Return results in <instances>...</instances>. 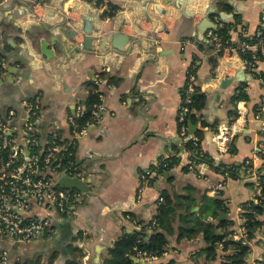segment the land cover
Segmentation results:
<instances>
[{
	"label": "crops",
	"instance_id": "crops-1",
	"mask_svg": "<svg viewBox=\"0 0 264 264\" xmlns=\"http://www.w3.org/2000/svg\"><path fill=\"white\" fill-rule=\"evenodd\" d=\"M221 1L171 0L165 5L162 0H45L33 6L34 0H4L0 4V59L6 67L12 63L17 69L11 75L14 82L6 80V69L0 74L4 79L0 84V117L13 110L15 124L21 125L24 102L35 97L43 106V131L51 136L56 133L63 148L71 150L84 180L92 179L89 192L73 189L79 200L68 214H51L49 234L12 247L13 259L23 264H48L56 254L52 264H65L73 249H78L81 264H103L109 249L124 233L139 231L154 220L158 202L167 194L182 219L174 221L176 233L169 238L166 254L146 263L133 261L223 264L221 255L210 259L204 253L207 244L202 234L178 240L177 233L186 225L189 209L191 213L207 211L208 198L224 200V220L236 222L237 229L240 208L259 195L247 164L264 174V162L258 157L264 150V59H258L255 69L249 70L238 51L242 37H252L259 28L264 29V0H230V12L220 9ZM157 6L166 13L161 14ZM88 8L93 16L104 19V35L121 21L127 23L122 26V32L131 36L127 52L99 55L82 53L73 46L68 33L75 24L81 25ZM218 13L220 18V13L234 14L227 20L221 18L227 22L241 15L243 23L231 30L233 46L225 48L213 66L211 58L217 50L208 34L214 29L200 30L199 26H218ZM32 25L36 29L31 33ZM41 27L43 33L37 35ZM102 32L95 30L94 35ZM41 39L55 50L53 59L41 55ZM99 43L95 41L93 46ZM5 53L12 56L8 61ZM194 64L205 105L201 112L193 111L197 118L189 121L188 131L200 141L201 152L213 159V165L201 162L193 170L187 166L190 156L183 147L178 115L184 104L187 70ZM225 78L233 81L222 87ZM92 82L104 95L106 112L100 123L75 140L70 121L78 105L86 104ZM241 86L246 87V101L234 100ZM225 128L232 134L222 147ZM171 156L181 158L180 163L156 176L142 201L137 202L141 175L155 162ZM221 165L235 169V176L218 173L214 168ZM64 178L59 179L63 187ZM130 213L136 219H130ZM148 232L151 234V229ZM262 236L258 233L251 242L248 264L264 260Z\"/></svg>",
	"mask_w": 264,
	"mask_h": 264
},
{
	"label": "built area",
	"instance_id": "built-area-1",
	"mask_svg": "<svg viewBox=\"0 0 264 264\" xmlns=\"http://www.w3.org/2000/svg\"><path fill=\"white\" fill-rule=\"evenodd\" d=\"M242 30L244 33L246 32L245 28ZM255 37L260 40L259 43L255 45L245 43L241 48L242 51L249 49L253 52L252 59L246 61V68L249 70L255 69L258 61L256 52L259 48H264L263 28L257 30ZM208 38L218 50L221 46L220 38L213 33V30L209 32ZM187 79L184 104L180 108L178 121L182 129V138L185 141L191 140L196 143L198 139L189 134L185 124L190 113V104L193 102L191 95L197 81L196 74L191 68L187 70ZM96 83L100 84L101 82L96 81ZM99 97L100 103L93 112V122H88L81 128L77 124V119L83 115L84 107L78 105L77 114L70 121L75 140L86 135L91 127L100 123L104 118L106 108L104 95L100 91ZM24 111L25 117L21 125L15 124L16 114L13 110L0 117V264H16L19 259L12 258L10 248L12 249L16 244L32 242L49 234L52 231L51 214L53 212L68 214L72 206L76 205L79 200L78 194L73 189L63 187L60 180L64 177L85 179L74 163L63 167V153L61 156H57L63 150V146L57 143L58 135L56 133H53L51 141L40 140V134L43 132L41 126L43 106L40 101H25ZM259 118L260 114L257 115V119ZM231 134L230 128H225L222 131V147L225 146ZM35 147L40 148L38 151H33ZM185 153L191 156V151L185 149ZM258 157L264 162V150L259 153ZM168 158L170 157L155 162L141 175L136 194L137 202L142 201L146 190L153 184L154 178L160 175V168L167 166L164 161ZM199 165L191 158L188 159L187 166L189 168L194 170ZM247 166H250L247 173L250 172V175L255 179L259 192L257 198L251 202L257 204L259 197L262 196L261 180H264V174L257 173L250 163ZM242 214L243 208L241 207L239 217L241 223L237 226L234 239H244L245 242H248L246 229L241 226ZM263 239L264 236L261 237V240ZM3 243H9L7 244L9 248H2ZM163 254H166V251ZM134 259L146 263V261H155L158 257L139 253Z\"/></svg>",
	"mask_w": 264,
	"mask_h": 264
},
{
	"label": "trees",
	"instance_id": "trees-1",
	"mask_svg": "<svg viewBox=\"0 0 264 264\" xmlns=\"http://www.w3.org/2000/svg\"><path fill=\"white\" fill-rule=\"evenodd\" d=\"M220 9L226 12H230L232 7L230 6V0H222L220 3ZM230 4V5H229ZM113 16V12H110ZM218 18L217 28L213 30V33L220 38L221 46L212 55L211 62L213 66H216L217 59L223 54L225 48L232 47L231 42V30L237 28L239 24H242L241 15H235L233 22H227L221 20L219 13L215 14ZM222 23V26L219 24ZM246 28V27H244ZM264 31V29H263ZM260 40L254 36L249 38L242 37L243 45L245 43L250 45H255L259 43ZM242 45V46H243ZM214 46V45H212ZM235 47V45H234ZM242 48V47H241ZM238 50L240 56L245 60L249 61L252 59V50ZM264 48H259L256 52L258 59H264L263 54ZM2 60L0 59V74L5 71L3 67ZM192 71L197 76L198 66L194 64L192 66ZM103 76V73L101 74ZM197 80V77H196ZM248 93L246 87L241 86L236 90L234 100L236 101H246L248 100ZM193 102L190 104V113L186 119V126L189 127V121H194L197 115L193 111L201 112L205 105V97L201 94L200 85L198 83L194 86V92L191 95ZM28 102H35V97H31ZM100 103V97L98 92V86L92 82L90 96L86 100L84 105V112L81 117L77 119V124L79 128L83 127L88 122H93V112L96 110L97 105ZM236 116V114H235ZM200 134V133H198ZM51 141L52 136L45 133L44 131L40 134V140ZM57 143L61 144L58 137ZM183 147L191 151L190 158L197 164L201 162L213 165V159L207 156L205 153L201 152L200 141L193 142L187 140L184 142ZM40 147H35L33 151H38ZM63 153L64 161L63 167L69 166L70 163L75 162L73 155L71 156V150L63 148V150L57 154L61 156ZM181 158L177 156H171L166 159L164 163H167L166 167L160 168L159 173L171 170L177 164H179ZM163 164V163H162ZM250 167V166H248ZM214 168V166H213ZM218 173H228V176H235V169H230L223 165L214 168ZM264 177V175H263ZM155 179V178H154ZM261 185L263 186L262 196L259 197V203L255 204L251 201L246 202L242 205L243 208V222L241 226L245 227L247 241L244 239L236 240L234 239L236 231V222L232 220H223L218 222L219 213H226L227 206L224 200L217 198L207 199V211L191 213V209L188 210V214L184 222L185 226L181 225L178 230V240L189 239L192 240L198 235L202 234L203 239L207 244V248L204 253L207 254L210 259H217L221 255L223 264H248L250 255L252 253L251 242L256 238L258 233H262L264 236V180H261ZM158 213L153 221L147 225H143L141 230L134 231L132 233H124V235L114 244V246L109 249L108 257L104 260L103 264H139L133 261L134 257H137L139 253H146L152 257H161L165 251H167V246L169 245V238L171 235L175 234L174 221L178 218L182 219V216H178V208L174 206V202L171 201L170 196L164 194L162 201L158 202ZM130 219H136V215L133 213L128 214ZM212 219V221L209 220ZM182 222V220L180 221ZM182 224V223H181ZM151 229V234L149 230ZM260 244L264 247V239L260 240ZM79 252L78 249H73L70 259H68L65 264H81L80 260L82 255L79 252L77 255L74 253ZM225 253V254H223ZM56 254L53 255L51 261L48 264H52L55 259ZM16 264H23L20 260ZM167 264H176L171 261ZM259 264H264V260H260Z\"/></svg>",
	"mask_w": 264,
	"mask_h": 264
},
{
	"label": "water",
	"instance_id": "water-1",
	"mask_svg": "<svg viewBox=\"0 0 264 264\" xmlns=\"http://www.w3.org/2000/svg\"><path fill=\"white\" fill-rule=\"evenodd\" d=\"M3 1L4 0H0V4ZM44 1L45 0H34L33 6L41 5ZM162 1H163V4L165 5H168L171 3V0H162ZM18 3L22 4V2L20 3L19 1ZM24 7H27V6L24 5ZM157 8L161 14L166 13V10L162 9L161 6H157ZM8 9H10V6H8ZM28 11L29 13H31L33 17L37 18V16L33 13V10L31 8H28ZM106 11L107 9L104 10L102 16L105 14ZM233 15L220 13V16L223 20H227L233 17ZM146 18L147 20H151L149 15H146ZM103 23H104V19H102L101 15L93 16L91 10L88 8L86 14L82 16L81 25L75 24L72 30L68 33L69 36L73 38V41H72V43L74 44L73 46L82 53L97 52V53H100L99 55H103L105 53H110V52H114L117 54H124L125 52H127L129 49L128 44L131 42V36L124 34L122 32V26L127 23L124 21L123 22L121 21L120 24L115 25V27L106 35H104V33L107 30L105 29V32H104V29L102 26ZM43 28L44 27H41L40 28L41 30L37 29L38 31L37 35H41L43 33ZM215 28H217V26H215L214 24L213 26H210V27H203V26L200 27L199 26L200 30H208V29H215ZM34 29H36V27L35 25H32L29 31L32 33V30ZM20 30L22 31V28ZM95 30L99 32L100 31H103V32L100 35H94ZM79 35H82L83 38H77ZM53 39L57 41L56 37ZM95 41L100 42L99 45L96 47L93 46V43ZM50 45L51 44L47 42L45 39L40 40V53L42 56L46 57L49 60L55 57V50L51 49ZM4 56H5V60L7 61L10 57H12L8 53L7 54L5 53ZM2 64H3V67L6 69V71L8 72V76L5 77L6 80L14 82L11 75L15 74L17 69L14 66H12L13 65L12 63L11 64L8 63L7 67L5 66L4 62H2ZM239 80L242 81V79H239ZM232 81L233 79L231 78H225L222 81V87H226ZM3 82H4V79H0V84H2ZM263 120H264V116H263ZM91 182H92V179L91 181L89 180L85 181V180H81L77 178H64L63 179V184L66 188L78 190L83 193L89 192L91 190ZM225 218H227L226 214H223V213L220 214V221L224 220Z\"/></svg>",
	"mask_w": 264,
	"mask_h": 264
},
{
	"label": "rangeland",
	"instance_id": "rangeland-1",
	"mask_svg": "<svg viewBox=\"0 0 264 264\" xmlns=\"http://www.w3.org/2000/svg\"><path fill=\"white\" fill-rule=\"evenodd\" d=\"M11 246H12V244H11ZM6 248H9V245H6ZM34 249V248H33ZM10 250V252H12L13 251V249H9ZM14 252V251H13Z\"/></svg>",
	"mask_w": 264,
	"mask_h": 264
}]
</instances>
